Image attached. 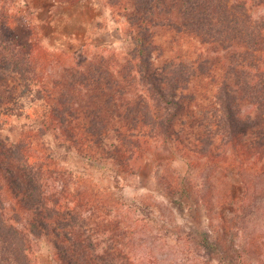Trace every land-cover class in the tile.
I'll use <instances>...</instances> for the list:
<instances>
[{
	"label": "trees",
	"instance_id": "trees-1",
	"mask_svg": "<svg viewBox=\"0 0 264 264\" xmlns=\"http://www.w3.org/2000/svg\"><path fill=\"white\" fill-rule=\"evenodd\" d=\"M40 1L42 9L80 2ZM105 4L123 18V52L69 59L0 24V113L38 109L34 128L15 140L0 135V264H36L40 237L58 264H136L103 200L77 198L59 171L52 174L50 160L62 151L123 171L151 143H173L206 166L235 169L245 209L264 195V0ZM49 143L53 156L35 152ZM173 186L179 211L180 198L196 208L206 197L186 180ZM243 212L197 234L219 264H260L237 239Z\"/></svg>",
	"mask_w": 264,
	"mask_h": 264
},
{
	"label": "rangeland",
	"instance_id": "rangeland-1",
	"mask_svg": "<svg viewBox=\"0 0 264 264\" xmlns=\"http://www.w3.org/2000/svg\"><path fill=\"white\" fill-rule=\"evenodd\" d=\"M40 2L0 0V24L7 23L24 41L38 38L39 43L63 52L69 59L125 50L123 18L105 0H80L72 6L50 9L47 3L40 8ZM35 107L20 116L0 113V135L15 140L24 130L34 128V116L38 114ZM51 145L35 152L39 156L48 151L52 154ZM150 145L123 171L113 165L101 169L62 151L50 160L56 167L52 174L59 171L77 198L103 200V214L124 230L128 242L125 248L136 264H219V255L208 254L198 244L197 234L202 229H217L219 220L239 211L245 215L234 226L237 239L250 250L247 258L251 262L264 264V195L254 198L253 206L245 209L235 169L206 166L204 159L192 158L173 143L157 141ZM207 175L213 181L209 187L203 184ZM185 180L198 189L196 194L203 192L206 197L198 199L196 208L188 198H180L185 207L179 211L172 204L178 197L170 193L169 184ZM248 200L253 202V198ZM32 246L36 264H58L47 239L33 238Z\"/></svg>",
	"mask_w": 264,
	"mask_h": 264
}]
</instances>
